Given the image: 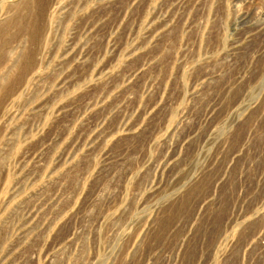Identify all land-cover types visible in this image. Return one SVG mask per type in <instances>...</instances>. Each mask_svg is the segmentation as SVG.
Wrapping results in <instances>:
<instances>
[{"label": "rangeland", "instance_id": "1", "mask_svg": "<svg viewBox=\"0 0 264 264\" xmlns=\"http://www.w3.org/2000/svg\"><path fill=\"white\" fill-rule=\"evenodd\" d=\"M0 264H264V0H0Z\"/></svg>", "mask_w": 264, "mask_h": 264}]
</instances>
